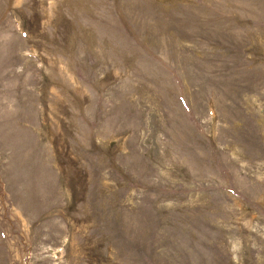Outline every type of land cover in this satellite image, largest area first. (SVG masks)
Masks as SVG:
<instances>
[{"label":"rangeland","instance_id":"1","mask_svg":"<svg viewBox=\"0 0 264 264\" xmlns=\"http://www.w3.org/2000/svg\"><path fill=\"white\" fill-rule=\"evenodd\" d=\"M0 264H264V0H0Z\"/></svg>","mask_w":264,"mask_h":264}]
</instances>
